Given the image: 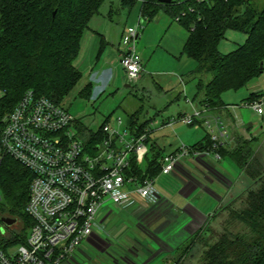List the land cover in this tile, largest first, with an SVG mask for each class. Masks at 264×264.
I'll use <instances>...</instances> for the list:
<instances>
[{"label":"trees","instance_id":"obj_1","mask_svg":"<svg viewBox=\"0 0 264 264\" xmlns=\"http://www.w3.org/2000/svg\"><path fill=\"white\" fill-rule=\"evenodd\" d=\"M107 0H0V91L4 92L1 111H11L24 94L32 90L38 97H47L63 104L79 84L82 74L74 62L79 55L81 41L92 19L100 13ZM126 7L142 3L143 21H152L162 10L171 13L188 30L184 54L197 63L194 71L199 77L195 100L211 109L224 105L223 94L238 91L264 73V9L254 0H174L162 4L160 0H120ZM193 10V11H192ZM229 30L247 35L244 44L224 54L219 44ZM204 77H210L206 82ZM93 84L82 94L90 98ZM252 95L250 99L255 98ZM254 100V99H253ZM142 111L128 119V128L136 136L147 132L152 120H142ZM88 148L104 138L102 130L80 127ZM149 151L145 168L137 156L132 160V174L141 180L155 179L161 174L164 150L148 137ZM214 143L207 134L195 144L194 151L212 149ZM249 144L233 151V160L253 180V183L230 205L218 210L215 216L194 235L193 245H201V254L193 264H264V167L253 166L255 157ZM218 152H227L221 147ZM32 173L10 157L0 165V219L16 218L25 222L24 235L15 242L25 243L32 220L25 209L29 201ZM2 201V200H1ZM238 207H235V204ZM229 212L221 229L211 228ZM180 257L175 264L181 263Z\"/></svg>","mask_w":264,"mask_h":264},{"label":"built area","instance_id":"obj_2","mask_svg":"<svg viewBox=\"0 0 264 264\" xmlns=\"http://www.w3.org/2000/svg\"><path fill=\"white\" fill-rule=\"evenodd\" d=\"M140 27L121 39L122 66L131 84H136L143 72L137 49ZM4 95L0 91V105ZM244 106L263 115L264 97L250 100ZM210 109L206 105L193 107L192 114L173 121L192 126L203 120L213 148L194 151L182 144L175 153L162 158L160 176L183 168L187 159L199 161L214 155L217 161L222 160L218 149L226 131L219 119H205L204 114ZM118 121L122 123L121 119ZM100 130L103 140L93 149L88 148L77 118L63 104L38 97L32 90L24 94L13 110L1 111L0 107V165L7 156L33 175L25 209L33 225L26 229L25 243L19 244L15 239L18 231H24L25 224L18 230V219L10 227L0 219V264H80L77 257L86 253L85 244H94L97 237H104L109 213L103 212V206L107 201L124 209L160 203L158 178L141 180L132 174L133 157L137 156L143 166L149 151L150 128L141 136L134 135L129 128L116 131L109 124ZM116 261L135 264L128 262L125 255L123 260Z\"/></svg>","mask_w":264,"mask_h":264},{"label":"rangeland","instance_id":"obj_3","mask_svg":"<svg viewBox=\"0 0 264 264\" xmlns=\"http://www.w3.org/2000/svg\"><path fill=\"white\" fill-rule=\"evenodd\" d=\"M120 2V0H107L98 16L92 22L96 20L94 23H99L104 27L112 21L111 28L114 30L121 16L126 20L129 18V13L131 15V12H133L129 22L132 25L134 23L135 6L121 8ZM254 2L259 10L264 9V0H254ZM138 13L137 10V15L139 16ZM138 26L139 20L137 19L135 28ZM105 29L109 30L106 27ZM147 29H149V32L145 36L146 41L144 40L145 42H142V38ZM176 29L183 32L186 42L189 32L175 21L171 13L165 10H162L152 22L145 21L143 28L140 27L141 40H139L137 47L141 48V45L151 43L152 58H149L145 63L148 66L151 65L150 69L152 71L167 74L177 68L180 62L178 60L179 57H175L167 49L169 43L174 39L173 44L179 41V35L175 36ZM246 39V34L229 30L226 33L225 39L220 42L219 50L224 54L230 53L244 44ZM163 40L165 46L159 45ZM184 43L179 45L180 52L183 51ZM86 54L84 53L82 56L85 58ZM185 58L189 60L187 57ZM87 59H90V55ZM76 60H78V57ZM196 68L197 65H195ZM81 74L83 76L81 81L63 103L70 113L77 118L79 129L84 126L93 132H99L105 123H110L116 131L123 132L129 117L137 111H142V120L145 119L144 117H146V120H152L150 124V128L152 129L151 139L158 142L159 147L164 150V153H170L178 144H184L192 148L207 135V129L205 127L203 128L200 124L197 123L192 126H187L181 121H173V118L170 123L175 122L174 125L170 126L169 123V126L162 128L165 125V119L170 117L177 119V115L183 110L191 112V106L188 105L189 102H187L184 94H182L183 97H180V99H176L177 94H180L175 93L176 91L167 90L164 93L159 92L161 91L160 86L164 87L165 85L175 83L174 80L176 79H171L174 77H165L166 75L161 77L159 75L155 77L156 85L152 80L147 84L143 81H140L138 84H131L126 74L123 75L124 72L122 74L120 70L117 78L113 83L111 82V86L107 87L106 92L101 94V96L98 93L96 95L93 93L88 98L85 94H82L83 89L88 83V76L84 71ZM204 78L206 82L210 81V77ZM262 80H264V75L261 77ZM198 81L199 77L195 76L194 78H190L186 85H189V88H193V93L190 98L194 99V103L201 108L202 106L198 103V100H195L198 94ZM144 87L146 91H144ZM181 88L183 89V87ZM102 91L103 89H101ZM247 95L246 87H244L238 91L224 93L223 99H226L229 103L241 105L242 100ZM167 105L168 107H166ZM244 118L249 121L248 116ZM118 119L122 120L121 124ZM252 150L256 154L254 156L255 161L253 166L257 168V161H264L263 141L259 140L256 142L252 146ZM222 164L229 166L237 178L233 186L234 188H232L231 182L224 175L215 173L219 183L222 184V188L220 187V192H218L220 198L225 196L228 198V201L224 204L217 203L212 199L210 200L204 193L203 195L200 194V191L187 199L185 194H181L180 192L182 189L179 187L178 183L180 178L177 174H171L169 176L162 175L156 181V187L160 194L162 196L163 194L166 195L167 199L174 202L178 210L182 209L184 211L190 205L200 210L204 215L192 207L187 212L184 211L185 213L179 211V213H176V211L172 212L164 205L163 207L155 206L152 208L151 205L143 203V205L151 208L148 210L142 208L143 210L138 211V205L124 209L112 201H107L103 206V212H106V214L109 213L106 215L107 222L104 229V237H97L94 244H85L86 253L77 257L80 264H123L121 261H116L123 260V255H125L128 262L134 261L135 264H139L140 259L141 262L147 261L156 255L157 257L151 264H165V259L172 261L173 258H177L178 260L180 257L182 258L181 263L183 264L195 263L201 254V245L198 244L199 242L193 245L194 238H192V235L205 225L208 217L215 216L218 210L237 200L247 187H249L246 186L247 183L244 184L243 174L245 172L239 166L231 164L228 160L223 161ZM145 166L146 159L143 160V167L145 168ZM242 172L244 173L242 174ZM230 196L233 197L231 198ZM1 203L5 204L3 194ZM238 206L236 203L235 207ZM216 216L221 217L214 224V227L213 224L211 225V228L218 227L221 229L222 223L220 225V222H223L226 218L224 216H229V212L224 211ZM18 220L20 221V225L17 228L20 230L22 224H25V222L20 219ZM21 233L22 235L25 234V232L18 231V234ZM175 248L177 250L172 251ZM176 262L174 261L173 264Z\"/></svg>","mask_w":264,"mask_h":264},{"label":"crops","instance_id":"obj_4","mask_svg":"<svg viewBox=\"0 0 264 264\" xmlns=\"http://www.w3.org/2000/svg\"><path fill=\"white\" fill-rule=\"evenodd\" d=\"M133 6H135L134 23H133L134 25L133 24L130 25L129 23L132 17V14H133V12H131V15L129 13V18H127L126 20H124L122 16L120 17L119 23L117 24V27L114 28V30H112L111 28L112 21H110V24L103 27V25H100L99 23H94L96 21L94 20V22L92 21L90 22L88 29H86V31L84 32V35L81 41L80 52L78 55L79 61L76 60L74 62V66L80 73L83 71L84 73H87V76H88L87 85H89L90 83L93 84L94 86L93 93L95 95L98 93L101 96V94L106 92L107 87L111 86V84L117 78L120 70L122 74L124 72L123 75L126 74L122 66V61H121L122 60V52H121L122 36L125 33L136 29L135 22L137 19L139 20V26L137 28H139L140 26L143 27V24L145 23L141 15L142 3L137 2ZM122 7L124 8L126 6H123L121 4V8ZM137 10L139 12L138 13L139 16L137 15ZM95 17L93 19H95ZM156 17H158V15ZM175 21L179 25H181L179 21H177L176 19ZM105 27L109 28V30L105 29ZM148 32H149V29H147L146 32L144 33L142 42L146 41L145 36L147 35ZM176 35H179L178 43L175 42L173 44V42L175 41L174 39L171 43H169V45L167 46V49L169 52L171 51V53L175 57L177 58L179 57L178 60L180 62L178 63L177 68H175L170 73L161 74L160 72L152 71L150 69L151 65L150 66L146 65L145 62L149 58H152L151 57L152 56L151 43H146L145 45H141L142 46L141 48H137L138 53L140 54L142 58L143 72L141 74L139 81L136 84L140 83V81H143L147 84L149 83L150 80H152L154 84L156 85L155 77H158L159 75L161 77H163V75H166L165 77H168V76L174 77L171 79H176L174 80L175 83H173L172 85H165L164 87L160 86L159 88L161 91H159L158 88L157 90L160 93H164L167 90H173L174 92L176 91L175 93H180V94H177L176 99H180V97H183L182 94H184V97L186 98L187 102H189L188 105L191 106V112L188 110H183L177 115L179 117L181 115L191 114L193 112V107H196V108H199V107L196 105V103H194V99L190 98V96L193 93V88H189V85H186L189 82L190 78L195 77L194 71L196 70L195 65H197V63L194 62V60L189 58L187 55L183 54L184 48L182 52L179 51V47H180L179 45L181 43L183 44L186 40L183 32L176 29L175 36ZM186 42L184 43L185 45H186ZM147 44H150V45L147 46ZM159 45L165 46L164 40L161 41ZM84 53H87L85 58L82 56L84 55ZM89 55H90V59L88 60L87 58L89 57ZM185 57H187L189 60H186ZM263 75L264 73L260 77L252 80L246 86L248 95L244 98V100H242L241 105L237 103H229L227 102L226 99H223L224 105L222 107L217 108V109H210L208 110L207 113L204 114L205 119H210V120H212L213 118L219 119L220 125L226 131V135L221 138L222 148L225 150V152H227L225 155H223V158L221 160L222 162L228 160L231 164L237 165L236 162L232 158L233 151L237 147L243 146L247 143L250 145L252 149V146L255 145V143L258 142L259 140L263 141L264 143V114L259 115L255 111L249 108H246L244 106L250 100H253V99L255 100V99L264 97V80L261 81V77H263ZM181 87H183V89ZM101 89H103L102 92H101ZM143 89L144 91H146L145 87ZM252 95H256V97L253 99H250ZM166 107H168V105ZM246 116L249 117V121L245 120L244 117ZM144 118H145L144 120H146V117ZM172 118L176 119L175 117H170V118L165 119L164 120L165 125L162 126V128L169 126V123L171 122ZM197 123L200 124L203 128L205 127L203 125V120H198L195 124ZM105 124L110 125V123H105ZM126 128H128V121H127ZM150 130L152 134V129L150 128ZM206 134H208V132ZM152 141L154 140L152 139ZM180 146L181 145L178 144L175 147V149L168 154L175 153L179 149ZM251 151L253 153V156H255L256 154H254L253 150ZM166 154L167 153H165V155ZM213 156L205 158L204 160H199V161H195L193 159H187L184 167L177 169L172 174V175L177 174L178 177L180 178V181L178 183L179 187H181L182 189L180 192L181 194H185L187 199L190 198L191 195H194L200 191V194L203 195L204 193V195L208 196L210 200L212 199L213 201L217 203L224 204L228 201L227 196L220 198L218 194V192H220L219 190L222 184L219 183L218 178H216L215 176V173H218L219 175H224L227 178V180L231 182L232 188H234L233 186L235 185L237 178L232 173V170L229 168V166H227L226 164H222L221 161H217L215 156L214 157ZM259 163L260 165H262V167H264V161H258V165ZM243 173L244 172H242V174ZM243 181L245 182L244 184L247 183L246 186H250L253 183V180L246 173L243 174ZM163 196L161 197L160 203H158L155 206L163 207L164 205L167 208H169L172 212L176 211V213L178 211L185 213L190 209V207H192L190 205L187 206L186 209L184 210L185 212L182 209L178 210L174 202H171L169 199H167L166 195L163 194ZM155 206H151V207L153 208ZM142 208L145 210L150 209L143 204H140V205L138 204L137 210L140 211ZM194 209L197 210L196 208ZM197 211L202 214L200 210H197ZM185 241H183V243H185ZM183 243L182 245H184ZM173 250L176 251L177 249L175 248V249H172V251ZM167 252H170V251H167ZM156 257L157 255L151 258L150 260H147V261L145 260L142 262L140 259L139 264H151ZM174 261L176 262L177 258H173L172 261L170 259H165V264H173Z\"/></svg>","mask_w":264,"mask_h":264},{"label":"water","instance_id":"obj_5","mask_svg":"<svg viewBox=\"0 0 264 264\" xmlns=\"http://www.w3.org/2000/svg\"><path fill=\"white\" fill-rule=\"evenodd\" d=\"M174 0H160V3L162 4H170L172 3ZM2 223L8 227L13 226L14 224L17 223V219L16 218H10V217H4L1 219Z\"/></svg>","mask_w":264,"mask_h":264}]
</instances>
